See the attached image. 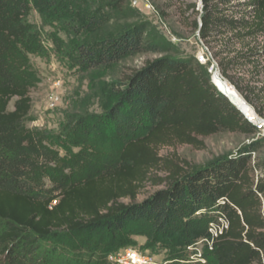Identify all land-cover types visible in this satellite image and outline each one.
<instances>
[{
    "label": "trees",
    "instance_id": "trees-1",
    "mask_svg": "<svg viewBox=\"0 0 264 264\" xmlns=\"http://www.w3.org/2000/svg\"><path fill=\"white\" fill-rule=\"evenodd\" d=\"M203 4V39L264 36V0ZM29 10V0H0V264H110L108 254L133 247L129 236L138 222L150 232L143 248L151 255L187 260V247L217 212L229 227L215 239L207 264H264L260 164L249 154L193 171L176 153L160 154L164 146L199 148L201 137L221 131L255 135L258 125L206 72L182 58L162 57L148 60L115 90L107 118L129 128L140 119L117 157H93L82 150L63 160L47 144L48 133L26 126L35 79L15 43L29 33ZM146 45L143 30L128 29L92 48L80 46L78 65L113 64L146 51ZM254 55H249L253 67ZM235 63V58L228 62ZM147 185L164 189L137 202Z\"/></svg>",
    "mask_w": 264,
    "mask_h": 264
},
{
    "label": "rangeland",
    "instance_id": "rangeland-1",
    "mask_svg": "<svg viewBox=\"0 0 264 264\" xmlns=\"http://www.w3.org/2000/svg\"><path fill=\"white\" fill-rule=\"evenodd\" d=\"M29 3L26 17L29 33L22 42L15 43L35 79L31 91L33 108L26 126L35 132L48 133L47 144L63 160L82 150L93 157H117L122 140L135 133L140 119H135L133 128H129L130 125L121 127L110 121L106 115L115 103V90L148 60L182 58L206 72L215 83V73L219 71L243 97L248 94L264 113V36L203 39L199 31L203 0H29ZM134 28L143 30L146 51L99 68L84 69L78 65L80 46L92 48L105 38ZM251 53L255 54L257 68L249 62ZM246 55L247 58H241ZM233 58L237 63L228 64ZM259 117L264 122V117ZM258 127L260 132L255 135L221 131L201 137L204 145L199 148L188 144L164 146L160 154L176 153L190 163L193 171L250 154L260 164L259 173L264 170V123ZM162 189L160 185H147L137 202ZM219 215L217 212L215 219ZM132 226L128 246L151 255L143 248L150 234L147 225L138 222ZM207 229H202L196 242L207 238ZM199 247L210 257L204 241Z\"/></svg>",
    "mask_w": 264,
    "mask_h": 264
},
{
    "label": "built area",
    "instance_id": "built-area-1",
    "mask_svg": "<svg viewBox=\"0 0 264 264\" xmlns=\"http://www.w3.org/2000/svg\"><path fill=\"white\" fill-rule=\"evenodd\" d=\"M223 202L224 199L221 200V203ZM228 227L229 222L221 212L216 219L209 222L207 229L208 236L203 240L206 243L208 252L214 250L215 239L223 234ZM202 242L192 243L187 247L188 251L191 253L187 260L165 261L163 258H158L157 255L144 253L134 247H128L112 252L108 254L107 259L110 264H207L208 256L199 247Z\"/></svg>",
    "mask_w": 264,
    "mask_h": 264
},
{
    "label": "bare ground",
    "instance_id": "bare-ground-1",
    "mask_svg": "<svg viewBox=\"0 0 264 264\" xmlns=\"http://www.w3.org/2000/svg\"><path fill=\"white\" fill-rule=\"evenodd\" d=\"M215 81L216 86L222 93H225L229 96L232 100H241V106L246 111L248 116L254 121L259 122L260 117L258 116L257 112L254 110V108L245 100V98L234 88L230 85L228 81L221 75L219 71L215 73Z\"/></svg>",
    "mask_w": 264,
    "mask_h": 264
},
{
    "label": "water",
    "instance_id": "water-1",
    "mask_svg": "<svg viewBox=\"0 0 264 264\" xmlns=\"http://www.w3.org/2000/svg\"><path fill=\"white\" fill-rule=\"evenodd\" d=\"M214 84L215 85H217L215 82H214ZM225 94V93H224ZM226 95V94H225ZM228 98H229V96L228 95H226ZM230 100H231V102L234 104V105H236L237 106V108L239 109V110H241L242 111V113L251 121V122H253L254 123V121L248 116V114L246 113V111L243 109V107L241 106V103H242V101L241 100H236V101H234V100H232L231 98H229ZM264 122H258V123H254L255 125H262Z\"/></svg>",
    "mask_w": 264,
    "mask_h": 264
}]
</instances>
